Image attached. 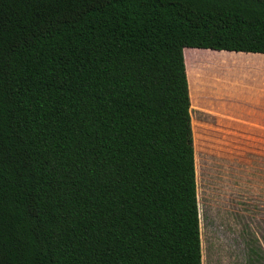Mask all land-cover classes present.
Instances as JSON below:
<instances>
[{
	"label": "trees",
	"instance_id": "1",
	"mask_svg": "<svg viewBox=\"0 0 264 264\" xmlns=\"http://www.w3.org/2000/svg\"><path fill=\"white\" fill-rule=\"evenodd\" d=\"M232 52L264 0H0V264H201L189 57Z\"/></svg>",
	"mask_w": 264,
	"mask_h": 264
},
{
	"label": "rangeland",
	"instance_id": "2",
	"mask_svg": "<svg viewBox=\"0 0 264 264\" xmlns=\"http://www.w3.org/2000/svg\"><path fill=\"white\" fill-rule=\"evenodd\" d=\"M189 58L201 264H264L263 135L246 131L243 108L236 119L226 109L230 96L263 87L264 75L250 61Z\"/></svg>",
	"mask_w": 264,
	"mask_h": 264
},
{
	"label": "crops",
	"instance_id": "3",
	"mask_svg": "<svg viewBox=\"0 0 264 264\" xmlns=\"http://www.w3.org/2000/svg\"><path fill=\"white\" fill-rule=\"evenodd\" d=\"M234 53H239V54H233L232 52V55H239L236 57L240 59L249 60L250 64L253 63L252 64L253 67H255V65L256 66L259 65L260 72L262 73V75H264V54L241 53V52H234ZM256 90L257 89L256 88L254 89V87L250 89L248 87L245 93L241 95L234 94L230 96L229 100H227L226 109H228L231 112L230 113L231 116H235L238 115L237 110H239V108L240 109L243 108V110H245L244 114L247 116V119L243 121V124L245 125L244 128L246 129V131L258 132L260 136L263 135V138H261V140H259L258 142H261V144L264 145V85L263 87L258 88L257 92ZM189 117H190V99H189ZM231 118L236 119L237 116ZM197 220H198V235H199L198 208H197ZM199 245H200V240H199Z\"/></svg>",
	"mask_w": 264,
	"mask_h": 264
}]
</instances>
